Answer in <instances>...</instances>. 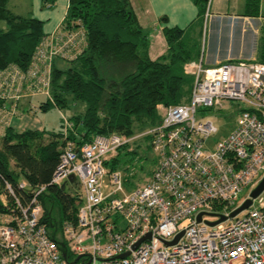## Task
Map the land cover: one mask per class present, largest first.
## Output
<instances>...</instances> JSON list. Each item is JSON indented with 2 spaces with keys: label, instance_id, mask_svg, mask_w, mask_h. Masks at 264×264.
Wrapping results in <instances>:
<instances>
[{
  "label": "built area",
  "instance_id": "1",
  "mask_svg": "<svg viewBox=\"0 0 264 264\" xmlns=\"http://www.w3.org/2000/svg\"><path fill=\"white\" fill-rule=\"evenodd\" d=\"M74 38V33L59 34L61 48L46 38L27 71L0 74V98L14 101L11 109H0V129L16 113L25 83L33 95L51 99L53 61L74 45ZM184 71L194 78L189 103L166 106L164 118L141 135L97 136L78 148L66 132L52 184L65 189L80 184L76 224L53 233L43 220L41 196L47 187L23 200L7 183L3 203L9 212L0 215V264H264V191L247 210L231 217L252 198L238 205L242 193L254 191L264 179H258L264 171V63L230 59L206 66L201 60L185 64ZM231 102L245 106L238 124L209 149L218 129L198 113L219 111ZM144 136L150 138L157 166L147 184L120 198L124 177L109 168L110 162L120 148ZM8 198L15 205L10 207ZM222 216L227 220L212 225ZM125 253L129 255L119 258Z\"/></svg>",
  "mask_w": 264,
  "mask_h": 264
},
{
  "label": "trees",
  "instance_id": "2",
  "mask_svg": "<svg viewBox=\"0 0 264 264\" xmlns=\"http://www.w3.org/2000/svg\"><path fill=\"white\" fill-rule=\"evenodd\" d=\"M9 1L0 0V22L6 24L0 28V74L17 68L27 71L46 39L44 22L15 14L9 8ZM57 1L43 0V7L52 9ZM192 1L198 9L200 33L191 35L186 29L165 28L167 51L152 60L150 32L140 24L131 0H69L63 31L67 34L83 31L84 46L75 58L63 59L66 67L53 64L51 99L41 106L43 110L52 105L65 109L70 96L86 103V111L69 120L68 140L81 148L97 136L118 134L132 138L160 122L161 106L186 104L184 88L190 76L184 66L200 59V37L205 33L210 7V0ZM245 16H260V0H248ZM256 60L264 63V40ZM6 101L0 98V109L6 106ZM65 135L6 129L0 138V215L9 212L3 203L7 183L16 188L23 200L46 186L41 196L45 209L43 220L53 233H59L64 224L78 222L82 195L74 198L66 189L52 184L61 162ZM143 138L150 142L148 136ZM122 148L112 158L111 170L118 169ZM21 183L26 184L23 190L18 188ZM8 199L10 207L15 205ZM49 203L54 207L58 204V219L48 210Z\"/></svg>",
  "mask_w": 264,
  "mask_h": 264
},
{
  "label": "crops",
  "instance_id": "3",
  "mask_svg": "<svg viewBox=\"0 0 264 264\" xmlns=\"http://www.w3.org/2000/svg\"><path fill=\"white\" fill-rule=\"evenodd\" d=\"M131 3L140 24L150 32L149 56L152 60L160 58L167 51L168 47L163 34L165 28L186 29L191 35L200 33V27L197 26L198 9L192 0H131ZM247 3L248 0H213L212 4L210 2L207 19L217 23L216 32L218 31L219 36L216 49H209L206 52L205 63L217 64L230 59L259 58L261 40H264V0H260V16L258 18L245 16ZM68 7L69 0H58L52 9H45L43 0L9 1V8L15 14L43 21L46 38L58 48H61V43L57 42L56 37L59 34L67 35L63 31V25ZM74 34V45L64 51L62 55L66 53L69 57L75 58L82 52L83 31H77ZM201 38L203 37H200V41ZM62 55L57 56L53 61V64L60 68L66 67ZM33 92L28 83L20 88L21 99L15 104L16 113L9 117L8 125L0 129V138L5 135L6 129L9 127L16 132L47 131L44 128L41 129L40 125L36 123L37 121L26 119V124L18 121L19 113L17 112L20 109L21 101L38 96L33 95ZM4 104L7 109H11L14 101L7 100ZM40 109L43 110L41 107Z\"/></svg>",
  "mask_w": 264,
  "mask_h": 264
},
{
  "label": "rangeland",
  "instance_id": "4",
  "mask_svg": "<svg viewBox=\"0 0 264 264\" xmlns=\"http://www.w3.org/2000/svg\"><path fill=\"white\" fill-rule=\"evenodd\" d=\"M211 4L213 0H210ZM216 21V20H215ZM6 24L0 22V28H5ZM218 28L217 23H214L213 20H208L204 25L205 35L201 38L200 41V52H199V61L205 59L206 52L209 49H216L218 41ZM244 60V59H241ZM213 63H207L206 66H213ZM194 78L189 77V81L184 88V102L189 103L192 87H193ZM47 97L38 95L36 97L27 98L21 101L20 109L17 113L18 121H22L24 124L26 119L34 120L39 124L41 129H46L51 133L67 132L68 124L72 116L79 113H84L87 109L85 102L75 100L72 96L68 98V107L65 109H59L52 105L49 109L43 111L40 107L47 101ZM233 104V105H231ZM33 106V108H32ZM32 109V110H31ZM245 109L243 104L238 102L224 103L223 108L219 111H206L205 113H198L200 120H210L218 129V133L213 135L208 143L207 147L213 149L217 141L227 137L233 130H235L241 111ZM31 110V111H30ZM21 115V116H20ZM166 115V107L161 106L158 110V119L161 121ZM10 120L7 121V125ZM6 125V126H7ZM158 163V158L153 152L150 142L147 138H137L132 141L129 145L123 147L119 153V162L118 169L122 172L123 188L124 191L118 194V197L123 198L125 195L132 193L134 190L144 186L147 182L150 181L152 173L156 168ZM264 177V171L260 173L258 177L259 180H262ZM106 182L109 184L110 179L107 177ZM253 188L247 189L242 193L238 205H241L244 200L251 195ZM66 193L71 195L74 198H80L82 195V189L80 184H68L66 187ZM264 196V193H263ZM58 204L54 207V204L49 203L47 206L50 210L51 215L54 219H58L57 211ZM241 216V215H240ZM208 221H214V218H206Z\"/></svg>",
  "mask_w": 264,
  "mask_h": 264
},
{
  "label": "water",
  "instance_id": "5",
  "mask_svg": "<svg viewBox=\"0 0 264 264\" xmlns=\"http://www.w3.org/2000/svg\"><path fill=\"white\" fill-rule=\"evenodd\" d=\"M75 181H76V177L74 176V175H72L71 177H70V182L71 183H75ZM63 188V190H65V186H63L62 187ZM264 191V179L260 182V184L258 185V187L253 191V193L251 194V199H249L246 203H244L239 209H237L235 212H233L232 213V215H231V217H235V216H237L239 213H241L242 211H244V210H247L251 205H252V202H253V198H256V197H258L260 194H261V192H263ZM202 214H200L199 216H198V221L199 222H201V220H202ZM225 220H227V217H225V216H222L221 217V219L219 220V221H217V222H215V223H212V225H216V224H218V223H220V222H223V221H225ZM183 234H184V232H181L177 237H176V239L173 241V242H169V243H167L169 246H171V245H174V244H176L177 242H178V240L183 236ZM150 238V234L149 235H147V237H145V238H143L142 240H140L137 244H135V246H134V249H136L143 241H145V240H147V239H149ZM129 255V253H125V254H122V255H120L119 256V258H124V257H126V256H128Z\"/></svg>",
  "mask_w": 264,
  "mask_h": 264
},
{
  "label": "bare ground",
  "instance_id": "6",
  "mask_svg": "<svg viewBox=\"0 0 264 264\" xmlns=\"http://www.w3.org/2000/svg\"><path fill=\"white\" fill-rule=\"evenodd\" d=\"M20 193V192H19ZM26 197V196H25Z\"/></svg>",
  "mask_w": 264,
  "mask_h": 264
}]
</instances>
